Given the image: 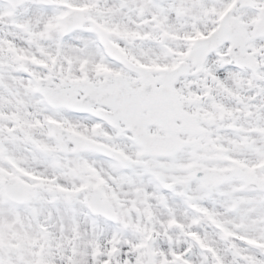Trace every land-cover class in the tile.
<instances>
[{"label":"snow or ice","instance_id":"snow-or-ice-1","mask_svg":"<svg viewBox=\"0 0 264 264\" xmlns=\"http://www.w3.org/2000/svg\"><path fill=\"white\" fill-rule=\"evenodd\" d=\"M0 264H264V0H0Z\"/></svg>","mask_w":264,"mask_h":264}]
</instances>
